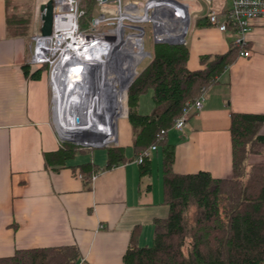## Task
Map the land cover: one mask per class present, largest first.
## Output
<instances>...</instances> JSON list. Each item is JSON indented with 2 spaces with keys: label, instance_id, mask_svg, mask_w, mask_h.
Instances as JSON below:
<instances>
[{
  "label": "crops",
  "instance_id": "obj_1",
  "mask_svg": "<svg viewBox=\"0 0 264 264\" xmlns=\"http://www.w3.org/2000/svg\"><path fill=\"white\" fill-rule=\"evenodd\" d=\"M8 4L0 0V259L18 250L75 245L82 255L78 264H123L132 233L138 234L140 245H147L142 244L143 235H152L154 220L169 214L163 179L159 194L152 171L141 177L136 160L107 169L106 147L91 159L76 153L58 171L46 168L44 153L59 149L49 75L44 70L33 79L23 69L42 21L40 16L34 19L30 39L13 35L8 30ZM40 5L41 0L39 11ZM201 18L190 21L188 28L191 70L203 68L202 55L225 54L232 48L229 35L205 18L198 24ZM247 49L249 57L236 54L217 82L202 93L203 108L190 116L184 130L166 134V143L175 148L176 172L232 176V113L264 114V20L254 22ZM260 134L264 135V125ZM116 138L130 159L134 137L127 116L117 122ZM249 161H264V155H252ZM152 162L151 157V167ZM87 163L98 166L96 180L88 184L80 177V166Z\"/></svg>",
  "mask_w": 264,
  "mask_h": 264
},
{
  "label": "trees",
  "instance_id": "obj_2",
  "mask_svg": "<svg viewBox=\"0 0 264 264\" xmlns=\"http://www.w3.org/2000/svg\"><path fill=\"white\" fill-rule=\"evenodd\" d=\"M8 0V30L30 39L31 17L14 12L17 5ZM84 15L80 27L87 30L98 13L97 0H81ZM13 11V12H12ZM204 18L198 21L202 23ZM135 35V34H133ZM137 35V34H136ZM247 46V45H246ZM240 48L232 43L225 54L200 57L203 68L188 67L187 44L155 43L149 63L138 70L127 90V117L133 131V156L127 159L125 149L116 144L107 148L106 168L129 160L152 145H164L163 194L169 207L166 218L154 220L150 245H140L132 233L123 264H264V161L250 163L252 155H264V114L232 113V176L214 177L208 171L182 174L174 169L175 148L166 143L161 130L172 129L188 101L199 97L226 71ZM26 76L39 78L45 67L32 70L23 65ZM152 92L151 113L139 112L141 97ZM168 133V132H167ZM63 142L59 149L45 152V166L58 171L81 149ZM87 184L98 166H80ZM141 177L152 171L151 158L139 164ZM82 255L77 246H60L18 250L0 264H78ZM87 264V263H83Z\"/></svg>",
  "mask_w": 264,
  "mask_h": 264
},
{
  "label": "built area",
  "instance_id": "obj_3",
  "mask_svg": "<svg viewBox=\"0 0 264 264\" xmlns=\"http://www.w3.org/2000/svg\"><path fill=\"white\" fill-rule=\"evenodd\" d=\"M47 1L41 0V4L47 3ZM174 1L180 2L179 0H144L143 3H139L138 0H97L99 14L92 19L87 30H82L80 21L84 15V10L81 8V0H53L52 33L49 36H43L39 33L32 37L31 55L28 62L32 68L38 69L45 67L48 72L52 92L53 111L55 114V129L59 146L63 142H72L83 148L95 149L116 144V137L110 139L109 135L106 137L105 132L100 130H93L94 132L102 134L93 138L80 135L75 137L71 134L63 133L59 129L56 115L58 102L57 83L61 78H67L69 76L75 64L83 67V78L93 81L98 74V65L93 62L94 56L98 55V52L103 51L104 57L107 58L106 54L109 53L114 45L116 36L120 31H123L122 33L127 35H139L143 43V38L146 35L145 29L136 23H153L151 25L154 30L153 38L155 43L168 42L186 44V35L191 21L190 14L187 31L182 37V40L179 41L164 38V31L156 28V20L152 18L155 12L163 9L162 5L164 3ZM191 1L197 2V0ZM202 1L209 5L213 2L217 3L215 9L211 8L203 18L220 32L233 37V44L240 48L239 54L243 57H249L250 50L246 46L247 35L253 29V24L256 20H264V0ZM139 12L146 14L149 18L136 20V15ZM137 27H142V29ZM142 48L145 58L148 55L144 45ZM100 56L102 57L103 55ZM80 82L75 83L77 88L83 87V83H81L82 86H79ZM127 90L125 103L127 100ZM203 104V94L192 101H188L182 114L174 122L172 129L183 131L190 116L193 113L201 111ZM121 116H127V107L126 113ZM167 132L166 130H161L157 134V139H162ZM157 150L158 146L156 144L152 145L149 149L140 152L136 161L139 164L143 163L146 158H151ZM97 175L98 173H93L91 181L96 180Z\"/></svg>",
  "mask_w": 264,
  "mask_h": 264
},
{
  "label": "bare ground",
  "instance_id": "obj_4",
  "mask_svg": "<svg viewBox=\"0 0 264 264\" xmlns=\"http://www.w3.org/2000/svg\"><path fill=\"white\" fill-rule=\"evenodd\" d=\"M190 6L188 2L174 1L164 3L163 9L154 13L152 18L156 20V28L164 31V38L182 40L188 27ZM147 18L141 12L136 15V20ZM122 32L116 36L107 58L103 51L94 56L98 74L93 81L83 78V67L75 64L69 76L57 83L56 115L63 133L78 137L84 130H100L110 139L116 137L117 119L126 113L125 86L144 59L140 36ZM78 81L83 87L75 86ZM74 116L79 117V123L74 122Z\"/></svg>",
  "mask_w": 264,
  "mask_h": 264
},
{
  "label": "rangeland",
  "instance_id": "obj_5",
  "mask_svg": "<svg viewBox=\"0 0 264 264\" xmlns=\"http://www.w3.org/2000/svg\"><path fill=\"white\" fill-rule=\"evenodd\" d=\"M139 3H143L144 0H138ZM180 2H188L191 4V8H190V19L192 21V23L194 24L195 21L201 17H204L205 15H207L208 11L211 8H214L217 6L216 2H213L212 4H208L203 2L202 0H197V2H193L191 0H179ZM39 0H12V3H17V8L14 12H16L18 15H23L25 17H31V24H30V34L33 33V27H34V19H39L40 20V11L38 9V4ZM19 5L21 10H23L25 8L24 11L26 12H19ZM13 12V11H12ZM99 14V11L97 13V15ZM137 25L143 26L146 32V35L144 36V41H143V45L145 47V51L147 53H151L154 49L155 46V41H154V30H153V23L152 22H148L146 24H142V23H136ZM152 24V25H151ZM37 28H38V24H37ZM192 33V28L189 30L188 35H186V42L188 40L189 35H191ZM230 39L232 40L231 43H233L234 39L233 37H230ZM150 61V57L149 55L146 56L137 66V73L138 70H141L142 68H144ZM137 75V74H136ZM135 75V76H136ZM154 104L152 102V92L149 90L147 93H145L142 97H141V103H140V112L146 114V113H151L153 110ZM120 116L117 119V122L119 121ZM117 126V123H116ZM176 131V130H175ZM78 149H84V152H77V156L78 158H82L83 160L86 159H91V157H93V155H99L100 153H102L105 148H101V149H88V148H83L78 146ZM164 145H161V147L158 149L157 152H154L152 155V174H151V179H152V184L153 187L155 188V191L158 190L159 187V194H160V189L162 188V178H161V169H162V158L164 155ZM158 193V192H157ZM160 195H156V198H159ZM154 227L151 228V234L149 233V235H143V242L142 244H148L150 245L152 242V238H153V233H154Z\"/></svg>",
  "mask_w": 264,
  "mask_h": 264
},
{
  "label": "water",
  "instance_id": "obj_6",
  "mask_svg": "<svg viewBox=\"0 0 264 264\" xmlns=\"http://www.w3.org/2000/svg\"><path fill=\"white\" fill-rule=\"evenodd\" d=\"M40 13H41V21H42V25H41V35L43 36H49L52 33V29H53V0H48L47 3H42L40 5ZM142 29V27H137ZM147 55H150V53H147ZM136 75V73H135ZM135 75H132V77L130 78V80L128 81V83L125 86V90H127L130 86V84L132 83ZM74 122L79 123V117L78 116H74ZM77 135L80 136H89V137H98L102 134L98 133V132H94V131H89V130H84L80 133H78ZM104 136V135H103Z\"/></svg>",
  "mask_w": 264,
  "mask_h": 264
}]
</instances>
